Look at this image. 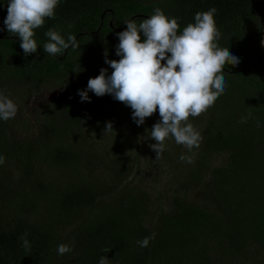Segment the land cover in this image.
<instances>
[{"label": "trees", "instance_id": "16d2710c", "mask_svg": "<svg viewBox=\"0 0 264 264\" xmlns=\"http://www.w3.org/2000/svg\"><path fill=\"white\" fill-rule=\"evenodd\" d=\"M7 2L0 0V82L18 93L59 85L65 95L42 109L44 134L34 141L10 136L12 119L0 120V155L6 157L0 166V264H98L101 256H107L108 264H228L219 255L253 264L254 254L264 250V34L259 24L264 22V0H60L54 18L35 30L38 48L29 55L4 25ZM157 7L178 19L180 32L195 22L196 12L215 8L221 33L217 43L240 63L224 68L226 90L207 110L205 134L188 171L191 183L199 181L206 157L227 150L228 158L213 169L209 187L221 204L207 208L174 195L170 210L159 212L149 228L146 192L125 193L132 191L124 184L123 194L106 200L107 190L97 189L95 178L82 177L57 188L44 176V168H73L82 162L93 171L90 159L82 161L76 146L66 140L83 117L78 90L86 89L101 68L111 75L105 51L107 59H120L116 33L126 29L124 21L134 17L139 24ZM49 29L66 40L74 35L76 46L48 55L43 44ZM242 117L247 122L241 123ZM123 162L116 171L121 180L127 171ZM8 163L17 167V178L7 170ZM43 198L52 214L50 225L29 219ZM25 232L30 251L20 239ZM153 235L147 247L137 244ZM62 243L72 251L59 255Z\"/></svg>", "mask_w": 264, "mask_h": 264}, {"label": "clouds", "instance_id": "9594fccd", "mask_svg": "<svg viewBox=\"0 0 264 264\" xmlns=\"http://www.w3.org/2000/svg\"><path fill=\"white\" fill-rule=\"evenodd\" d=\"M59 2L8 0L4 25L9 34L20 38L25 55L37 51L35 30L42 27L46 19L54 18ZM215 12V8L196 12L195 22L188 23L182 32L178 19L169 18L159 7L139 24L134 19L125 20L126 29L116 33L119 39L116 55L120 59H107L105 51V63L113 71L106 75L108 70L101 68L99 75L89 78L87 88L78 90L81 101H90L89 91L98 97L110 94L132 109V119L138 126L158 111L160 119L149 134L155 140L149 147L156 152V159L162 157L165 141L169 138L191 153L199 147L202 137L189 118L199 117L214 106L227 87L225 66L235 67L240 63L228 47H220L217 43L221 33L216 25ZM45 35L48 42L43 44V49L50 56L76 46V37L72 34L66 40L58 31L49 29ZM261 45L264 46V40ZM17 111L16 103L0 91V120L15 118ZM251 115L248 113V117ZM240 122H247V118L242 117ZM111 130L112 123L108 122L104 132ZM179 159L194 163V155L182 153ZM5 162L6 157L0 155V166ZM27 235L25 232L20 239L24 249L30 251ZM153 238L154 235L145 237L137 244L147 247ZM109 250L104 249L105 252ZM70 251L72 248L67 244L57 247L59 255ZM98 264H108L107 256H101Z\"/></svg>", "mask_w": 264, "mask_h": 264}, {"label": "rangeland", "instance_id": "374dc122", "mask_svg": "<svg viewBox=\"0 0 264 264\" xmlns=\"http://www.w3.org/2000/svg\"><path fill=\"white\" fill-rule=\"evenodd\" d=\"M259 24L264 34V22ZM0 91L12 99L18 107L9 129L10 136L30 141L44 134L42 109L49 107L54 100L65 95V90L59 85L43 86L34 93L21 89L22 92L18 93L19 90H9L4 83L0 82ZM88 96L90 101H84L78 106V110L83 114L82 121L72 125L66 140L76 146L82 161L90 159L93 171H89L82 162L74 165L73 168L70 166L45 167L44 176L50 179L49 182L52 185L60 188L66 184L82 181V177L88 179L91 176L95 178L93 182L97 189L107 190L106 200L114 194V197L119 196L116 193L123 194L125 190L132 191L125 193L134 194V196L144 191L149 196V212L145 219V224L149 228L153 227L159 212L170 210L171 198L174 195H180L186 200L197 202L207 208H214L221 204L219 199H215L209 187L214 181L213 169L225 164L228 158L227 150L214 152L206 157L207 167L203 170L201 179L191 183L188 171L193 168V163L182 162L179 157L182 153L196 156L199 147L189 153L183 146L177 145L174 139L169 138L165 141V151L158 160L156 152L149 147L150 144L155 143L149 134L151 127L160 119L158 111L146 118L144 124L138 126L132 119V114L129 113L132 109H127L124 103L114 104L115 102L107 97H98L93 92H89ZM206 116L207 111L199 117L189 118V122L193 124L201 137L205 134ZM108 122L112 123L113 130L104 132ZM121 160L127 166L126 175L122 177V180L116 174V171H120L123 167ZM179 163L183 166L178 165ZM6 168L12 173L13 178L19 176V171L13 163H8ZM53 176L56 178L55 181L52 180ZM124 184L127 188L125 190ZM47 211L46 200L38 199L37 208L29 214V219L36 223L50 225L49 220L52 214ZM57 228L62 230L60 227ZM261 253H264V250L254 254L255 258L251 260L253 264H264ZM219 256L221 262L243 264L234 259H228L227 256Z\"/></svg>", "mask_w": 264, "mask_h": 264}, {"label": "water", "instance_id": "95a60500", "mask_svg": "<svg viewBox=\"0 0 264 264\" xmlns=\"http://www.w3.org/2000/svg\"><path fill=\"white\" fill-rule=\"evenodd\" d=\"M134 17H131V19H133Z\"/></svg>", "mask_w": 264, "mask_h": 264}]
</instances>
